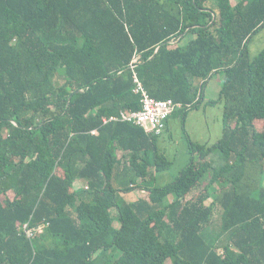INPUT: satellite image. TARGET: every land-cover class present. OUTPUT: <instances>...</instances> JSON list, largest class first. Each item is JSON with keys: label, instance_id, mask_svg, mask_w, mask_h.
<instances>
[{"label": "trees", "instance_id": "1", "mask_svg": "<svg viewBox=\"0 0 264 264\" xmlns=\"http://www.w3.org/2000/svg\"><path fill=\"white\" fill-rule=\"evenodd\" d=\"M261 32L264 0H0V264H264ZM219 74L222 139L151 187L160 136L105 119L136 76L185 120Z\"/></svg>", "mask_w": 264, "mask_h": 264}, {"label": "rangeland", "instance_id": "2", "mask_svg": "<svg viewBox=\"0 0 264 264\" xmlns=\"http://www.w3.org/2000/svg\"><path fill=\"white\" fill-rule=\"evenodd\" d=\"M233 4H236V0H232ZM190 40V37L185 38L180 43L181 46H185ZM264 49V32L259 33L255 36L250 44V51L253 57L257 56ZM55 80H59L55 77ZM223 83V75H215L205 87L204 99L205 103L202 104L199 109L192 110L189 112L187 118L184 120L182 117L170 118V126L167 131H164L160 135L158 149L160 154H164L166 158L172 163L171 167L166 171L160 172L156 175V179L150 183L151 187H162L169 184L180 174V171L186 167L189 163L190 155L188 153L189 140L199 144H216L223 137V113L224 105L218 104L215 107L207 106L210 100L217 101L220 96V91ZM119 155V153H118ZM123 154H120V157ZM211 161L214 164L218 163V158L215 155L210 156ZM206 182L189 194L186 200L190 201L197 195L203 192V188ZM75 188L85 187L83 181L77 180L74 184ZM147 193V192H146ZM139 197H145V192L136 190L135 192L126 195V200L133 202ZM172 200V197L169 201ZM211 199L206 205L211 203ZM220 210H217L214 220L217 222L220 218ZM118 226V224H116ZM166 264H172L171 260H168Z\"/></svg>", "mask_w": 264, "mask_h": 264}, {"label": "built area", "instance_id": "3", "mask_svg": "<svg viewBox=\"0 0 264 264\" xmlns=\"http://www.w3.org/2000/svg\"><path fill=\"white\" fill-rule=\"evenodd\" d=\"M138 61L139 56L134 58L133 63H137ZM135 82L137 83L135 93L141 96V110L121 112L120 116H113L109 120L105 119V123L110 121L126 122L144 129L147 134L159 136L165 131L167 120H169L180 105L175 104L173 100H157L153 98L143 88L136 76ZM27 233L32 236L30 230H27Z\"/></svg>", "mask_w": 264, "mask_h": 264}, {"label": "crops", "instance_id": "4", "mask_svg": "<svg viewBox=\"0 0 264 264\" xmlns=\"http://www.w3.org/2000/svg\"><path fill=\"white\" fill-rule=\"evenodd\" d=\"M180 43V42H179ZM118 153H119V157H120V154H128L129 155V153L128 152H124V151H122V150H120V151H118Z\"/></svg>", "mask_w": 264, "mask_h": 264}, {"label": "clouds", "instance_id": "5", "mask_svg": "<svg viewBox=\"0 0 264 264\" xmlns=\"http://www.w3.org/2000/svg\"><path fill=\"white\" fill-rule=\"evenodd\" d=\"M166 130V129H165ZM158 136V135H157ZM160 136V135H159Z\"/></svg>", "mask_w": 264, "mask_h": 264}]
</instances>
